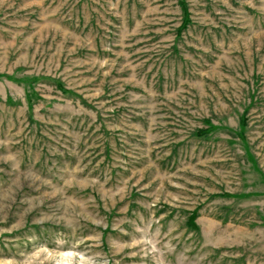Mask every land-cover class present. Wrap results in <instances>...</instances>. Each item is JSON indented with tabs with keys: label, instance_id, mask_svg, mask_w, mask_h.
Returning <instances> with one entry per match:
<instances>
[{
	"label": "rangeland",
	"instance_id": "374dc122",
	"mask_svg": "<svg viewBox=\"0 0 264 264\" xmlns=\"http://www.w3.org/2000/svg\"><path fill=\"white\" fill-rule=\"evenodd\" d=\"M0 264H264V0H0Z\"/></svg>",
	"mask_w": 264,
	"mask_h": 264
},
{
	"label": "trees",
	"instance_id": "16d2710c",
	"mask_svg": "<svg viewBox=\"0 0 264 264\" xmlns=\"http://www.w3.org/2000/svg\"><path fill=\"white\" fill-rule=\"evenodd\" d=\"M194 217H195V215L192 214V216L190 217V220H189V222L191 221L192 224H193Z\"/></svg>",
	"mask_w": 264,
	"mask_h": 264
}]
</instances>
